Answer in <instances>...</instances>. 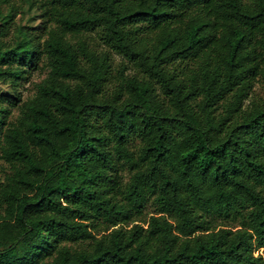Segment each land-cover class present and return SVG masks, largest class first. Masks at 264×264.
I'll return each instance as SVG.
<instances>
[{"label": "trees", "instance_id": "trees-1", "mask_svg": "<svg viewBox=\"0 0 264 264\" xmlns=\"http://www.w3.org/2000/svg\"><path fill=\"white\" fill-rule=\"evenodd\" d=\"M27 1L56 25L0 38V264H264V0ZM89 31L136 68L110 90Z\"/></svg>", "mask_w": 264, "mask_h": 264}, {"label": "rangeland", "instance_id": "rangeland-1", "mask_svg": "<svg viewBox=\"0 0 264 264\" xmlns=\"http://www.w3.org/2000/svg\"><path fill=\"white\" fill-rule=\"evenodd\" d=\"M8 10H11L12 17L8 24V31L5 35H0V38L3 40H10L12 37V31L16 25H24L32 33L37 34L40 41H43L47 37V31L55 27V23L52 20L43 21V17L40 16L39 10L35 5H30L27 0H0V14H4ZM85 38L89 46L94 47L97 51L107 50L110 60V80L107 85V89L110 90L112 85L117 82L119 78L118 69L121 65H124L123 75L128 76L136 72V68L129 62L124 56L120 53L115 52L105 45L97 36L95 31H89L85 35ZM71 39L76 40L75 36H71ZM49 71V67L46 64V59L42 55L37 62V66L31 68L27 76L19 81V84L16 87V93L14 94L19 97L16 101V104L11 106L10 113L6 117L7 122H13L18 117L22 107L23 102L32 97L36 91L39 83L46 77ZM0 92H11L7 83L0 81ZM253 93L255 96H264V89L261 82H256L253 88ZM4 104L5 102L2 101ZM139 140L137 138L133 139L132 144H137ZM12 169L9 165L0 157V180L3 181L7 176L11 175ZM123 179H127L128 172L127 170L122 171ZM152 210V207L149 205L146 206L145 217L148 216L149 212ZM4 213V204H0V218ZM231 227H237L236 221L227 222ZM255 252H263L261 247H258Z\"/></svg>", "mask_w": 264, "mask_h": 264}]
</instances>
